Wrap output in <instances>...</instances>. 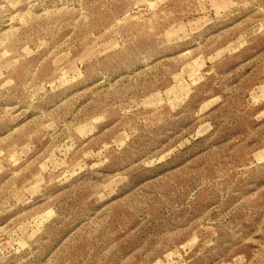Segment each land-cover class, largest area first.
<instances>
[{
    "label": "rangeland",
    "instance_id": "rangeland-1",
    "mask_svg": "<svg viewBox=\"0 0 264 264\" xmlns=\"http://www.w3.org/2000/svg\"><path fill=\"white\" fill-rule=\"evenodd\" d=\"M0 264H264V0H0Z\"/></svg>",
    "mask_w": 264,
    "mask_h": 264
}]
</instances>
